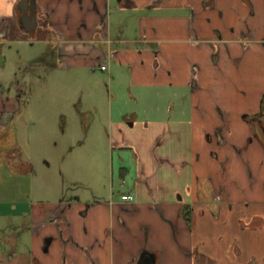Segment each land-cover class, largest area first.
I'll use <instances>...</instances> for the list:
<instances>
[{
  "label": "crops",
  "instance_id": "crops-1",
  "mask_svg": "<svg viewBox=\"0 0 264 264\" xmlns=\"http://www.w3.org/2000/svg\"><path fill=\"white\" fill-rule=\"evenodd\" d=\"M12 38L56 51L46 69L109 60L151 114L111 107L127 190L0 210L16 232L0 264H264V0H0ZM0 86L7 129L28 92Z\"/></svg>",
  "mask_w": 264,
  "mask_h": 264
},
{
  "label": "rangeland",
  "instance_id": "rangeland-1",
  "mask_svg": "<svg viewBox=\"0 0 264 264\" xmlns=\"http://www.w3.org/2000/svg\"><path fill=\"white\" fill-rule=\"evenodd\" d=\"M26 38L0 45V84L12 92L25 91L27 86L28 92L10 128H0V210L8 215L15 205L18 213L31 201L85 196L91 188L103 196H109L111 186L114 192L127 190L130 178L121 177V167L134 171L133 152L111 142L109 114L112 107L113 111L132 110L142 118L150 113L142 109L145 100L142 96L138 101L129 99L125 79H114L110 68H101L102 62L109 66V60L87 69H46L36 61L44 55L50 62L57 61V52ZM146 102L163 109L171 101L167 96L162 100L148 95ZM4 153L12 160L23 156L29 166L22 169L20 161L8 165ZM10 220L22 223L16 217ZM8 222L9 217L0 216V251L10 248L8 240L16 234ZM29 240L27 233L22 242L27 245Z\"/></svg>",
  "mask_w": 264,
  "mask_h": 264
},
{
  "label": "trees",
  "instance_id": "trees-1",
  "mask_svg": "<svg viewBox=\"0 0 264 264\" xmlns=\"http://www.w3.org/2000/svg\"><path fill=\"white\" fill-rule=\"evenodd\" d=\"M262 112H264V102H263V109H262ZM9 128H10V126H9ZM8 129V128H7ZM6 128H3V130L5 131V130H7ZM17 152H19V151H17ZM20 154H21V152H19ZM6 153H4L3 155H4V157H5V161L7 162V164L8 165H13L15 162H16V164L18 163L17 161H20V165L22 166V169H24V166L25 165H27V166H29V163L28 162H26L25 163V159H24V157L22 156V159H15V160H12V158L11 159H9V157L7 158V154L5 155ZM14 158V157H13ZM23 161V162H22Z\"/></svg>",
  "mask_w": 264,
  "mask_h": 264
},
{
  "label": "built area",
  "instance_id": "built-area-1",
  "mask_svg": "<svg viewBox=\"0 0 264 264\" xmlns=\"http://www.w3.org/2000/svg\"><path fill=\"white\" fill-rule=\"evenodd\" d=\"M101 68L102 69H106V65H104V64H102L101 65ZM122 198L124 199V200H127V201H132V200H134V195L133 194H124L123 196H122Z\"/></svg>",
  "mask_w": 264,
  "mask_h": 264
},
{
  "label": "water",
  "instance_id": "water-1",
  "mask_svg": "<svg viewBox=\"0 0 264 264\" xmlns=\"http://www.w3.org/2000/svg\"><path fill=\"white\" fill-rule=\"evenodd\" d=\"M35 0H32V2H34Z\"/></svg>",
  "mask_w": 264,
  "mask_h": 264
}]
</instances>
